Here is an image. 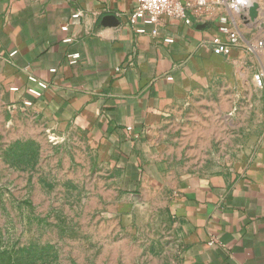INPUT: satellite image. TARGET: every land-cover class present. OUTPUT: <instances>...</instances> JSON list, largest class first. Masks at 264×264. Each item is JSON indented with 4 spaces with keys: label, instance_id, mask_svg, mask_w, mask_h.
<instances>
[{
    "label": "crops",
    "instance_id": "crops-1",
    "mask_svg": "<svg viewBox=\"0 0 264 264\" xmlns=\"http://www.w3.org/2000/svg\"><path fill=\"white\" fill-rule=\"evenodd\" d=\"M211 1L201 20L131 26L136 0H0V167L18 141L43 163L70 131L117 193L162 196L181 264H264V0L254 22ZM222 17L239 34L229 56L211 45Z\"/></svg>",
    "mask_w": 264,
    "mask_h": 264
},
{
    "label": "rangeland",
    "instance_id": "rangeland-1",
    "mask_svg": "<svg viewBox=\"0 0 264 264\" xmlns=\"http://www.w3.org/2000/svg\"><path fill=\"white\" fill-rule=\"evenodd\" d=\"M49 143L43 163L37 142L1 152L9 168L0 167V178L22 179L0 183L2 250L36 247V264H181L159 193H117L111 168L70 131Z\"/></svg>",
    "mask_w": 264,
    "mask_h": 264
},
{
    "label": "built area",
    "instance_id": "built-area-1",
    "mask_svg": "<svg viewBox=\"0 0 264 264\" xmlns=\"http://www.w3.org/2000/svg\"><path fill=\"white\" fill-rule=\"evenodd\" d=\"M220 3V1H219ZM218 3V4H219ZM215 3L211 0H136L135 6L129 15V24L135 26L138 20H142L144 24H157L161 18H169L176 21H187L190 16L197 20L207 18ZM249 0H228L225 2L226 7L230 12L237 13L242 8H247ZM78 15H73L77 18ZM227 18L219 19V31L226 36V40L222 41L215 37L211 41L213 53L215 55L229 56L232 50L239 45V34L237 31L230 30L227 26ZM65 29V28H64ZM143 33V29L138 30ZM78 58V55H72V63ZM256 84L262 86L261 75H256ZM38 85L45 89V83H38ZM35 96H40L37 91L30 90ZM25 105H30L29 102Z\"/></svg>",
    "mask_w": 264,
    "mask_h": 264
},
{
    "label": "trees",
    "instance_id": "trees-1",
    "mask_svg": "<svg viewBox=\"0 0 264 264\" xmlns=\"http://www.w3.org/2000/svg\"><path fill=\"white\" fill-rule=\"evenodd\" d=\"M2 245L0 246V264H36V258L33 255V252L36 250V247H30L28 250H17L12 254V250L4 249L2 250Z\"/></svg>",
    "mask_w": 264,
    "mask_h": 264
},
{
    "label": "water",
    "instance_id": "water-1",
    "mask_svg": "<svg viewBox=\"0 0 264 264\" xmlns=\"http://www.w3.org/2000/svg\"><path fill=\"white\" fill-rule=\"evenodd\" d=\"M258 6L257 4H251L247 7V21L246 22H254L256 17L258 16ZM103 24H108L109 26H117L118 20L114 16H106L103 18Z\"/></svg>",
    "mask_w": 264,
    "mask_h": 264
}]
</instances>
